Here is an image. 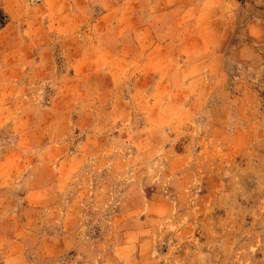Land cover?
Returning a JSON list of instances; mask_svg holds the SVG:
<instances>
[{
  "label": "rangeland",
  "instance_id": "374dc122",
  "mask_svg": "<svg viewBox=\"0 0 264 264\" xmlns=\"http://www.w3.org/2000/svg\"><path fill=\"white\" fill-rule=\"evenodd\" d=\"M186 4L228 36L221 85L127 31L157 20L123 0H0V220L34 219L13 263L263 264L264 0Z\"/></svg>",
  "mask_w": 264,
  "mask_h": 264
},
{
  "label": "crops",
  "instance_id": "0c3cea01",
  "mask_svg": "<svg viewBox=\"0 0 264 264\" xmlns=\"http://www.w3.org/2000/svg\"><path fill=\"white\" fill-rule=\"evenodd\" d=\"M123 1L126 3L128 8L137 7V15L139 14L141 17L144 15H151L153 20H157L155 22L148 21V23H146L145 19V22L143 23L138 20V23L131 28H127V31L142 33L153 32V48L167 49L168 54H166V56L169 58L167 62L179 63L185 70H195L198 73L196 79L201 80L206 78V81H208L209 84L215 82L219 85H221V83L223 84L225 78L224 55L226 54V45L224 40L228 38V36L221 33V31H218L217 28H214V26L210 29L200 22L196 24L191 23L187 10L189 4H186V0ZM138 1H143L142 5L137 6L136 3ZM151 1H155L158 4V8L152 12L153 14H149L147 10H145L147 6L150 5L149 2ZM142 8L145 9L141 10ZM126 14L128 16H133V13L130 12H127ZM235 49L237 55L239 54L244 62L249 63L255 61L254 59L256 58V53L249 46L243 44ZM161 55L162 56L160 57H163V54ZM157 57L159 58V56ZM209 84L207 89L209 88ZM207 92L210 94V91ZM238 108L240 110V119L242 118L244 120L246 118V120L250 121L253 118L254 113L252 110L248 108L249 111H247L244 105H239ZM221 120H216L217 125L221 122ZM41 179H43V177H41ZM14 180H17V177L9 171L0 174V188L4 185L8 186L7 188L9 190L11 185L15 186V183L11 184ZM2 204L4 205V203ZM31 208L32 206L29 204L23 203L21 211L27 210V212L25 213L23 211L24 215H22V217L17 218L16 220V218L11 216L10 212V215L4 216L0 220L1 226L2 224L20 223L22 229L24 230V232L17 235L14 232L10 236L8 235L2 237L0 235V239L2 238V240H5L3 247L0 248V256L2 257V260L0 261L1 264H12V261L16 259V256L19 257L26 252V243L30 237V234L27 233V227H29L34 220L30 212ZM262 240H264V237ZM45 261H47L46 258H43L42 261H40V264H44ZM20 264H26V262L22 261Z\"/></svg>",
  "mask_w": 264,
  "mask_h": 264
}]
</instances>
